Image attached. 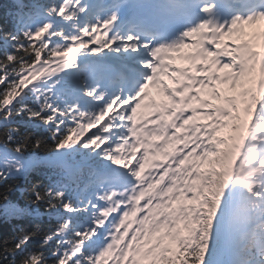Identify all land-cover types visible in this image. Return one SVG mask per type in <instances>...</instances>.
Instances as JSON below:
<instances>
[{
    "label": "snow or ice",
    "instance_id": "obj_1",
    "mask_svg": "<svg viewBox=\"0 0 264 264\" xmlns=\"http://www.w3.org/2000/svg\"><path fill=\"white\" fill-rule=\"evenodd\" d=\"M15 5L0 50V181L27 176L29 149L73 164L21 188L24 206L4 184L9 219L56 223L14 228L0 264H264V0ZM186 48L190 68L168 63ZM156 84L167 102L138 117ZM16 117L47 136L21 132ZM82 181L95 189L73 202L69 185Z\"/></svg>",
    "mask_w": 264,
    "mask_h": 264
},
{
    "label": "trees",
    "instance_id": "obj_2",
    "mask_svg": "<svg viewBox=\"0 0 264 264\" xmlns=\"http://www.w3.org/2000/svg\"><path fill=\"white\" fill-rule=\"evenodd\" d=\"M3 20L0 19V39L3 40L4 42L7 43H2V45L0 46V50L3 49H7L9 47L10 41L6 40L4 38V33L8 32L7 31V26L5 24H3L2 22ZM6 44V46H5ZM28 118L27 117H16V126L20 129L21 132L23 131H29V132H33L35 135L38 136H45V133H41L39 131H35L33 129L30 128L29 126V122H28ZM3 131V128H0V132ZM48 143H51V141L49 140ZM29 152H32L31 149H29ZM35 153H43L39 150H36ZM30 177V178H29ZM27 181L25 182L24 180L20 179V178H14V177H8L6 180L0 181V190H2L4 184H13L15 186V190L13 192L10 193L9 198L18 203L21 206H24L26 204V199L27 196L29 195V193H24V195L22 196L21 193H18V189L20 187L22 188H28L31 183L36 182V181H40L41 186L46 185L45 182L42 179H35L33 175H29ZM37 177V176H36ZM43 209V208H41ZM3 208H0V214L3 212ZM19 226H27L29 228L31 227H36L38 226L41 231H43L44 229H46L48 227V224L44 223V222H39V221H29L28 219H25L23 221H14L11 220L10 222H4L0 219V240H3L5 237H11L12 235H14V228L19 227ZM37 243V240H33L30 244V247L35 246Z\"/></svg>",
    "mask_w": 264,
    "mask_h": 264
},
{
    "label": "rangeland",
    "instance_id": "obj_3",
    "mask_svg": "<svg viewBox=\"0 0 264 264\" xmlns=\"http://www.w3.org/2000/svg\"><path fill=\"white\" fill-rule=\"evenodd\" d=\"M95 162L97 163L98 161H95ZM95 162H94V163H95ZM106 163H107V164H109L108 162H106ZM98 164H99V163H98ZM109 165H110V164H109ZM205 166H207V165L205 164ZM203 167H204V166H203ZM110 169H112V171H115V170H117L116 168H114V167H113V166H111V165H110Z\"/></svg>",
    "mask_w": 264,
    "mask_h": 264
}]
</instances>
